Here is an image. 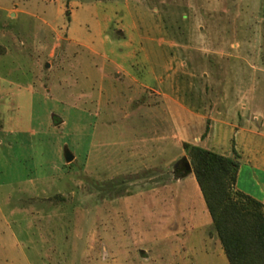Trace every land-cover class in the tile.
Here are the masks:
<instances>
[{
  "label": "rangeland",
  "instance_id": "rangeland-1",
  "mask_svg": "<svg viewBox=\"0 0 264 264\" xmlns=\"http://www.w3.org/2000/svg\"><path fill=\"white\" fill-rule=\"evenodd\" d=\"M114 58L143 94L108 88L107 74L127 78ZM143 100L177 116L176 145L107 159L119 133L106 113L116 128ZM211 129L208 145L236 154L240 182L264 196V168L246 161L264 165V0H0V264H229L209 214H154V184Z\"/></svg>",
  "mask_w": 264,
  "mask_h": 264
},
{
  "label": "crops",
  "instance_id": "crops-1",
  "mask_svg": "<svg viewBox=\"0 0 264 264\" xmlns=\"http://www.w3.org/2000/svg\"><path fill=\"white\" fill-rule=\"evenodd\" d=\"M137 54H138V52L125 53L122 56L118 57L119 58L118 60H121V59L124 61H126L128 59L132 60L137 56ZM147 57L148 56L146 55V53L143 52L140 59L144 60ZM148 58L149 59H155L152 56H150ZM118 60L116 58H114V60H113L114 65L117 66L116 72L119 73L121 71L122 75L124 77H127L126 81L119 80L120 76L115 75L114 73L107 74L108 88H111V90L114 91V89L119 84V83L116 84V82L120 81L121 83L126 84L128 86V88L124 87L126 90H129V91L134 90V91H137L138 93L143 94V91L146 89L144 81H143L144 78L141 77L140 75H135V74L132 75L130 73L129 67L122 66V64ZM118 65H120V67H118ZM151 70L153 71V74L151 75L152 79L154 81L157 80L158 82H161V76L157 75L154 71V70H156L155 66L151 67ZM104 75H106V72L104 73ZM119 88H123V87L119 86ZM148 90H149L150 94L154 95L157 93V90L155 88L150 87ZM48 92H49V89H47V92L45 94L48 95ZM120 92H121V90H120ZM112 98H115V95L112 94L111 99ZM170 99L172 100V96H170ZM130 103L131 102H127V104H128L127 106H129V107H127L126 110L125 109L122 110V112H123L122 120H123L124 124L118 125V126H116V128H114L115 125L113 123V121L115 120V119H113V116L115 114V112L113 111V106H112V111H110L109 113H106V115H105L106 118H110V120H107V121L112 122V126L110 127L111 130L112 131L116 130L119 133L118 139L112 140V144L118 145V149L112 150V151L107 150L106 151L107 159L111 158V160H114V158H116L117 154L120 152L122 154L121 163H123L125 161V159H128V157L136 158L138 156V154L140 155V153H141V155H143L144 153L140 152V149H141V151H143L144 148L152 146L153 148H156L160 153L162 151L163 145H165V147H167L168 145L170 146L172 141L176 145L177 137H178L177 116L172 115V114H163L162 109H161L162 108L161 103H160V105L159 104H152L151 105L150 103L147 104L146 101L143 100V101L138 102L136 107H133V105H131L132 103L131 104ZM174 106L177 109V105L175 104ZM53 115H54V113H53ZM56 116H57V121L54 123H53V121H51L50 118H47L48 124L51 125V127L54 130H55V127L57 126L56 123L58 122V118H60V116H58V115H56ZM166 122L170 124V126H169L170 129L168 130V132L165 135L162 133L160 134L159 132H161V129L163 128L162 124L166 123ZM108 132H110V130ZM150 132H152V134L154 133V135L147 136ZM212 132H213V130L211 129L209 131V133L207 134V136L205 138L206 144L204 146L220 152L219 150L215 149L214 147L208 145L209 142H211V141L214 142L213 139L215 137L213 136ZM4 135L6 136V134H4ZM4 135H2L0 137V143L1 144H3L7 140V138ZM6 142L9 143V140ZM217 142H219V139H217ZM120 149H121V151H120ZM227 154L229 155L230 152H228ZM73 157L75 158L76 155L73 154ZM180 158L176 159L174 162L176 170L179 169L177 167L179 166L178 161ZM66 161H67L66 159L60 161V158L58 157V162L56 163V168H55L57 170L56 173H57L58 178L60 177V174L63 173L62 170L64 168V164ZM246 161H248L252 165L253 169H263L264 168V165L261 163H258L255 159L249 158V159H246ZM60 165H62V168L60 167ZM240 173H241V167L239 168L237 178H236V183H235L236 188H238V189H240L246 193H249L250 195L256 197L257 199L264 201L263 195L262 196L259 195L258 193L253 191V189H251L250 187H247V185L240 182ZM188 175L190 176V175H194V174H193V172H190L185 176L168 179V180H165L161 183L154 184V187L152 190L153 196H154V198H156V203L154 206V214H206V215L209 214L197 182H196V184H193V182H192L189 190H188V187L186 188V186H184L186 176H188ZM30 179L32 180V178H30ZM35 180L36 179L32 180L33 187L38 188V187L43 185V184H38L37 181H35ZM179 187H180V189H179ZM44 191L45 190H43V192ZM194 197L195 198L198 197L200 199L201 206L204 207L203 205H205L206 208H202L201 211L197 212V213L192 212V211L189 212L188 211V208H189L188 200H190V199L193 200ZM169 198H171V200L172 199L177 200V202H178V200H180V204L177 205L176 203H172L170 208H168L169 204L166 202H167V200H169ZM201 199H203V200H201ZM206 217H209V216H206ZM210 219L211 218H208V222L210 221ZM175 229H176V231H174L175 235L182 234V233L186 232V230L181 228V227L175 228Z\"/></svg>",
  "mask_w": 264,
  "mask_h": 264
},
{
  "label": "trees",
  "instance_id": "trees-1",
  "mask_svg": "<svg viewBox=\"0 0 264 264\" xmlns=\"http://www.w3.org/2000/svg\"><path fill=\"white\" fill-rule=\"evenodd\" d=\"M184 148L229 264H264V201L236 188L238 156L197 143ZM190 172L182 167L176 176Z\"/></svg>",
  "mask_w": 264,
  "mask_h": 264
},
{
  "label": "water",
  "instance_id": "water-1",
  "mask_svg": "<svg viewBox=\"0 0 264 264\" xmlns=\"http://www.w3.org/2000/svg\"><path fill=\"white\" fill-rule=\"evenodd\" d=\"M72 158H73V154H72L71 152H69V151H66V152H65V159H66L67 161H70ZM180 162H181V164H182V166H183V168H184L185 170H188V172L191 171V165H190L189 157H187V156H182V157L179 159L178 163H180Z\"/></svg>",
  "mask_w": 264,
  "mask_h": 264
}]
</instances>
